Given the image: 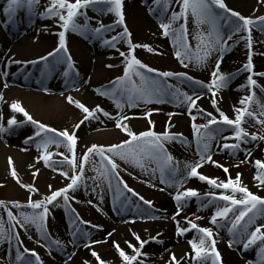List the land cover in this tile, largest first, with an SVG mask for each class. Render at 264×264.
Listing matches in <instances>:
<instances>
[{"label": "rangeland", "instance_id": "1", "mask_svg": "<svg viewBox=\"0 0 264 264\" xmlns=\"http://www.w3.org/2000/svg\"><path fill=\"white\" fill-rule=\"evenodd\" d=\"M248 4L256 12L264 11V0ZM145 6L150 10L143 11ZM242 6L245 3L237 0H0V26L7 39L0 43V61L22 39L30 37L37 44L33 59L12 60L2 67L8 83L45 93L59 81L64 86L59 93L84 92L82 99H67L62 112L30 114L12 107L4 88L7 80H2L0 138L4 145L17 147L23 159L17 164L9 158L0 169V254L18 252L24 264H51L53 257L65 253L63 261L69 264H184L190 254L197 261L215 259L224 231L234 222L256 221L251 228L261 224L257 218H264V157L251 173L227 162L202 166L193 181L196 186L179 203L202 214L209 201L197 189L220 185L211 218L206 221L196 214L177 228L175 234L181 236L194 227L198 231L164 256L155 254L162 249L155 242L158 226L116 228L84 196L108 186L121 202L118 212H144L148 200L159 198L136 177L138 171L149 169L164 179L173 173L175 164L165 159L163 148L179 155L190 149L202 159L206 136L198 138L203 130L189 133L188 126L157 112L191 89L188 76L174 78L176 86L167 83L184 68L188 7L253 27L233 12ZM223 25L222 19L208 24L216 30ZM244 32L249 34L244 29L232 37L238 41ZM166 39L174 58L163 52ZM72 44L89 50L76 55ZM102 54L112 58L104 63ZM85 58L91 66L80 71ZM98 64L105 73L95 80L93 66ZM195 91L205 96L196 109L206 112L217 94L211 89ZM217 118L211 131L218 133L216 142L222 149L238 148L232 140L241 135L238 122L228 115ZM190 124L195 129L204 126L203 119ZM104 129L118 136L90 137ZM106 163L121 169L115 170L116 177L108 175ZM18 217L25 219L27 235L19 232ZM106 234V247L92 244Z\"/></svg>", "mask_w": 264, "mask_h": 264}, {"label": "bare ground", "instance_id": "2", "mask_svg": "<svg viewBox=\"0 0 264 264\" xmlns=\"http://www.w3.org/2000/svg\"><path fill=\"white\" fill-rule=\"evenodd\" d=\"M253 1L237 0V2L245 3V6L240 7L237 11L233 10L244 22H251L253 27L240 26L235 19L227 18L220 13L213 17L211 12L200 11L192 7L187 9L188 20L184 29L186 30L185 41L188 49L186 58H184V68L174 72L177 75L168 78L167 83L176 86L177 79L174 78L188 76L190 78L188 80H191V89L187 90L185 95L177 96L171 100L166 109L158 110L157 113L176 120L185 127L188 126L189 133L195 134L199 130H203L198 138L202 140L206 136L204 147L200 153L203 156L202 159H196L197 157L193 156L190 149L179 155L167 146V148H163L165 159L172 165L175 164L173 173L164 179L160 176L156 177L155 172L149 169L146 172L138 171L136 177V181L141 186L159 198L157 201L148 200L147 210L144 212H129L128 210L118 212L121 202L116 199V196H113L114 190H110L108 186L97 187L98 191L92 190L91 193L85 192L84 196H87L90 202L99 208L100 215L116 228H122V225L128 224L158 226L159 231L154 235L155 242L162 249L157 251L156 245H152V247L157 251L155 254L159 256L166 255L170 250L197 233L198 228L194 227L182 236L175 234V230L184 226L187 220H193L196 214L206 221L211 218L209 213L214 202L218 199L216 189L222 187L220 185L208 187L206 190L203 187H197V190L203 192L209 201L207 209H204L202 214L200 211H191L187 205H181L185 203H179L184 193L196 186L193 181L196 180L197 172L202 166L208 163L216 166L221 162L224 164L227 162L226 164L231 163L233 168L240 165L246 169L247 173H251L256 172L258 160L264 157V11L259 13L251 8L248 3ZM142 9L145 12L150 10L146 6L145 9ZM213 18L222 19L225 27L216 30L215 27L208 26L211 20H214ZM244 29L249 31V34L246 35L244 32L245 35L236 41L232 36L243 32ZM5 37L4 28L0 26V43L7 41ZM36 46L37 44L32 38L22 39L9 51L5 58V65L12 60L33 59L37 55ZM71 47L76 55L81 56L89 50L85 48L80 51L74 44ZM162 49L166 55L174 58L170 41L166 39ZM101 58L106 60L107 55L103 54ZM173 61L175 62V59H172V63H174ZM86 63L85 58L80 71L91 66ZM93 67L92 78L96 80L99 76L104 75L105 69L100 67V64ZM0 69V88H2V80L4 83L5 79H9V75L2 69L1 64ZM4 88H7L9 95L7 98L12 107L30 114L59 113L65 109L67 99L71 97L82 99L84 97L82 90L72 94L59 93L64 88L59 81L53 82L45 93H40L35 87L12 86L8 80L4 84ZM205 89H211L217 95L210 102L208 110L201 112L196 109V106L205 100V96L195 90ZM2 95L4 94L0 91V96ZM45 98L49 100H43ZM220 115H228L238 122L241 135L237 139H232L237 142L238 148L222 149L219 142H216L218 133L211 134L214 125L219 121L217 116ZM200 119H203V127L201 126L199 129L189 127L190 123L193 124ZM205 127L208 129L204 130ZM0 130L1 135L2 127ZM203 132L206 133L202 136ZM114 136H118L117 132L107 129L90 135V137L99 138ZM0 139V169L6 166V160L9 158L17 164L21 163L23 156L20 154V150L17 147L4 145L2 138ZM232 150L234 151L231 153ZM106 165L107 173L111 178L116 177L115 170L121 171L120 168L115 169L110 163H106ZM131 188L134 189L133 185ZM100 189L102 193L99 191ZM257 219L261 221V224L255 228L250 226L256 221L250 220L251 223L242 220L234 222L227 232L224 231L215 259L208 258L197 261L190 254L184 264H264V223H262L264 218L258 217ZM16 221L19 232L27 235L25 219L18 217ZM104 227L106 226L104 225ZM160 232L161 234H159ZM108 240L109 237L106 234L95 237L92 244L103 249L109 243ZM68 248L70 250V246ZM65 256L66 253L53 257L54 263L51 264H69L68 261H63ZM0 264H24V262L20 259L18 252L8 251L0 254Z\"/></svg>", "mask_w": 264, "mask_h": 264}]
</instances>
